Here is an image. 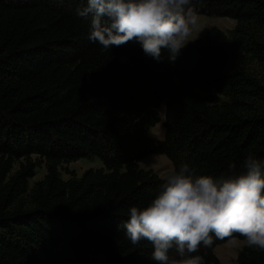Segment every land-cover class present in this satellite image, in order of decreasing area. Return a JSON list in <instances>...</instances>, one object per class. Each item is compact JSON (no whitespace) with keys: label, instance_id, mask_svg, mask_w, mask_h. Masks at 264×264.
<instances>
[{"label":"trees","instance_id":"trees-1","mask_svg":"<svg viewBox=\"0 0 264 264\" xmlns=\"http://www.w3.org/2000/svg\"><path fill=\"white\" fill-rule=\"evenodd\" d=\"M189 12L235 25L176 45ZM255 68L264 0H0V264H223L213 246L231 236L255 241L236 264H264ZM152 152L181 193L139 165ZM90 156L102 165L67 166Z\"/></svg>","mask_w":264,"mask_h":264},{"label":"rangeland","instance_id":"rangeland-1","mask_svg":"<svg viewBox=\"0 0 264 264\" xmlns=\"http://www.w3.org/2000/svg\"><path fill=\"white\" fill-rule=\"evenodd\" d=\"M210 25H216L225 32H228L235 25V20L228 16L208 15L204 13L189 12L184 19L180 22L178 29L173 35V42L176 45H184L188 42H194L199 36L205 35L207 27ZM124 59V56H121ZM252 67H259L254 64ZM256 71L264 72V68H258ZM160 120L155 125L151 126L147 131V137L154 142H158L164 138V103L162 102L158 108ZM33 157H37L33 155ZM38 159V158H36ZM138 163L143 168H151L157 173L165 183V190L173 195L181 193V186L174 172V165L171 158L164 153L152 152L138 160ZM102 165V161L98 156L80 157L67 163L69 169H73L77 175H80L88 167H98ZM45 164L42 160H39L35 168V173L29 178V185L41 178L45 173ZM62 178L66 179L70 176L69 173L61 169ZM181 234H183L185 240L189 239L193 234V228L188 223L183 224L181 228ZM221 238V233H218ZM255 244L252 238H239L235 236L228 237L216 243L213 246V251L223 264H236V256L240 248L246 244Z\"/></svg>","mask_w":264,"mask_h":264},{"label":"crops","instance_id":"crops-1","mask_svg":"<svg viewBox=\"0 0 264 264\" xmlns=\"http://www.w3.org/2000/svg\"><path fill=\"white\" fill-rule=\"evenodd\" d=\"M234 20V19H233Z\"/></svg>","mask_w":264,"mask_h":264}]
</instances>
